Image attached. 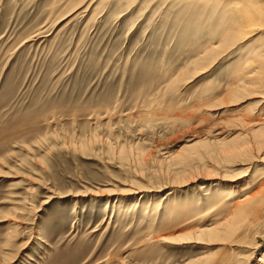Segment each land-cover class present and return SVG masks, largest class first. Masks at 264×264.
Instances as JSON below:
<instances>
[{
  "label": "rangeland",
  "instance_id": "obj_1",
  "mask_svg": "<svg viewBox=\"0 0 264 264\" xmlns=\"http://www.w3.org/2000/svg\"><path fill=\"white\" fill-rule=\"evenodd\" d=\"M84 1L0 0V264H259L264 227L174 239L264 174V92L225 94L246 51L216 48L220 7Z\"/></svg>",
  "mask_w": 264,
  "mask_h": 264
},
{
  "label": "bare ground",
  "instance_id": "obj_2",
  "mask_svg": "<svg viewBox=\"0 0 264 264\" xmlns=\"http://www.w3.org/2000/svg\"><path fill=\"white\" fill-rule=\"evenodd\" d=\"M215 1L214 4L212 2L213 5L211 6L212 10H214L212 15L213 20L216 19L217 7H220L221 14L219 15V19L226 25V27H223L222 30L219 31L218 38L220 42L216 48L224 47L225 45L230 46V44L233 46L240 43V46L237 48H243L246 51L244 61L234 62L232 66L235 78L233 83L225 84V90H228L225 94L231 93L230 96L232 97L235 94H241V91H248V93H250V90L264 92V0H221L220 2L218 1V3ZM208 5L209 4H206L207 7ZM209 15L207 14V17ZM234 97L232 98L234 99ZM256 123L257 125H264V117L259 119ZM253 161L264 162V156L254 159ZM252 182L256 185V189L248 191V189H251V186L247 185V191L244 193H242V190L240 193L238 190H236L237 192H231L232 195L229 196L228 199L233 202L227 207L223 215L216 214V204L207 208V210H209L207 213L202 212L204 206L192 208L190 213L194 214L181 221V226L178 227L181 230L179 231L178 229L179 233L174 235V239L183 241L184 238L197 237L198 239L203 235H207L211 239H219L223 246H229L228 248L233 246L242 247V245L249 244L248 238L254 237V234H259L260 231L262 232L264 227V174L254 179ZM154 204L158 206L159 209L163 206H161V201H156ZM206 221H212L214 225L209 228L201 224ZM188 223H191V225L185 226ZM13 231L15 233V230ZM163 239H168V237H163ZM237 252L235 251L232 253L231 251L229 256L219 259L218 261L216 259H206L202 263H192L240 264V262H238L240 257L238 255L240 253L237 254ZM13 258L15 257L12 256L9 260ZM258 261L259 264H264V254L261 255Z\"/></svg>",
  "mask_w": 264,
  "mask_h": 264
}]
</instances>
